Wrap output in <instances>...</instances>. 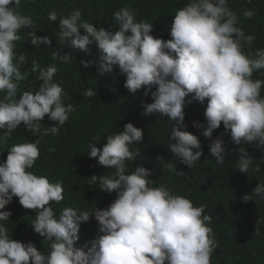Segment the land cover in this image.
Masks as SVG:
<instances>
[{
    "label": "clouds",
    "instance_id": "clouds-1",
    "mask_svg": "<svg viewBox=\"0 0 264 264\" xmlns=\"http://www.w3.org/2000/svg\"><path fill=\"white\" fill-rule=\"evenodd\" d=\"M228 5L188 0L160 29L152 21L157 9L146 0H0V264H211L217 246L212 216L154 179L165 165L186 175L164 159L167 148L190 168L203 155L199 138L181 130L193 108H206V138L223 123L235 144L264 147V80L253 79L264 69V48L244 52L256 37L245 33ZM243 16L253 12L245 9ZM34 49L49 63L40 68L33 61L31 71H39L42 83L18 95L19 82L28 79L21 64ZM67 65L93 80L121 72L125 92L133 96L144 87L153 101L139 98L145 127L129 120L107 135L102 149L89 142V164L81 153L79 160L53 166L45 155L55 151L75 111L64 103V86L53 82L57 67ZM152 117L175 122L157 142L149 139ZM34 136L49 143L40 149ZM209 150L224 163L223 140ZM252 165L240 148L238 170L248 173ZM253 171H261L259 164ZM90 172L89 183L116 199L105 210L65 207L58 216L64 184ZM253 196L264 201V183L243 200ZM28 214L36 215L34 231L50 242L47 255L40 244L9 235L5 222Z\"/></svg>",
    "mask_w": 264,
    "mask_h": 264
},
{
    "label": "trees",
    "instance_id": "trees-1",
    "mask_svg": "<svg viewBox=\"0 0 264 264\" xmlns=\"http://www.w3.org/2000/svg\"><path fill=\"white\" fill-rule=\"evenodd\" d=\"M146 1L156 7L157 14L152 17V21L160 29H166L176 10L184 7L188 2V0ZM229 1L231 5H228L229 8L240 17L239 26L246 34L256 37L252 46L250 48L246 46L244 52L247 54L264 48V0ZM245 9L253 12L251 18L243 16ZM19 54L23 53L19 52ZM33 61L40 68L44 63H49L39 54L38 49H34L32 55H25L21 72H27L28 79L19 82L18 95L30 89L37 90L42 83L37 79L39 71H31ZM124 75L121 72L119 74L115 72L93 80L76 71L73 66L57 67L53 82L59 81L64 86L67 93V98H63L64 103L74 105L75 111L70 115V118L72 117L70 125L63 130L62 136H59L57 144L53 147L55 151L45 155L53 166L79 160L81 153L83 154L82 162L89 164L85 156L89 142L96 143V146L102 149L107 143V135L117 132L115 130L117 128L123 129L129 120H135L138 122L137 126L142 124L145 127L139 98L129 95L124 90ZM253 79L264 80V69L254 72ZM84 85L86 87L81 89ZM88 89H92L96 94L90 98L84 97L83 92ZM142 90L147 89L143 87ZM71 92H75V96L71 97ZM262 95H264V89H262ZM146 100L153 101V98L148 96ZM205 109L193 108L191 112L186 113L184 124L187 127L181 129L199 138L203 150L200 160L190 168L179 160H175L167 148L164 159L173 161L177 170L186 172V175L178 177L165 165L162 176L154 179L155 186L164 183L173 193L190 199L194 206L203 205L204 214L212 216L210 227L213 229L217 246L212 253L211 264H264V201H259V198L255 196L251 200H243V197L246 194L250 195L258 184L264 183V147H259L254 142L235 144L230 138V132L225 131L223 123L220 128L213 131L211 138H206L203 135L207 127ZM194 122L201 127L194 126ZM174 126L175 122L162 117H152L149 123V139L155 142L161 140L165 132L170 134L173 131ZM217 139L224 141L223 164H217L209 150V145ZM36 141H39L40 149L49 143L34 136L31 142ZM240 148L253 159V165L248 173L240 172L237 167ZM52 154H58V156L55 157ZM96 163L98 161L94 158L93 164ZM257 164L261 168L259 173L253 171ZM91 177L90 172L89 176L79 175L71 182L64 184L66 189L58 216L65 207H72L79 211H90L95 207L105 210L116 199V193L104 192L98 184L97 188L93 187L89 183ZM35 216L34 214L17 215L5 223L13 240L23 239L26 243H34L37 248L40 244L42 247L38 249L41 252L44 250V254L47 255L50 251V242L34 231L32 222ZM257 224L258 234H256ZM85 227L87 226L80 225V229Z\"/></svg>",
    "mask_w": 264,
    "mask_h": 264
},
{
    "label": "water",
    "instance_id": "water-1",
    "mask_svg": "<svg viewBox=\"0 0 264 264\" xmlns=\"http://www.w3.org/2000/svg\"><path fill=\"white\" fill-rule=\"evenodd\" d=\"M143 88V87H142ZM142 88L140 89V90H138L136 93H133V96H135V97H138V98H140V97H142V96H148V95H145V92L146 91H144V90H142ZM152 91H153V88H152ZM151 92H149L148 94H150Z\"/></svg>",
    "mask_w": 264,
    "mask_h": 264
},
{
    "label": "bare ground",
    "instance_id": "bare-ground-1",
    "mask_svg": "<svg viewBox=\"0 0 264 264\" xmlns=\"http://www.w3.org/2000/svg\"><path fill=\"white\" fill-rule=\"evenodd\" d=\"M149 96H152V95H149Z\"/></svg>",
    "mask_w": 264,
    "mask_h": 264
}]
</instances>
